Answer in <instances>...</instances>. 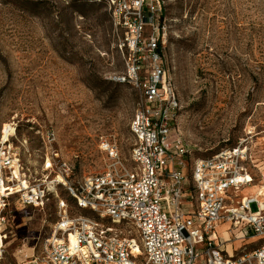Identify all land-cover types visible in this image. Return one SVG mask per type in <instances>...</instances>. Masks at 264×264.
Listing matches in <instances>:
<instances>
[{
	"label": "rangeland",
	"instance_id": "1",
	"mask_svg": "<svg viewBox=\"0 0 264 264\" xmlns=\"http://www.w3.org/2000/svg\"><path fill=\"white\" fill-rule=\"evenodd\" d=\"M163 6L164 64L182 107L175 135L192 160L243 142L251 186H264V0H163ZM123 34L107 0H0V130L17 124L18 139L29 145L22 160L36 181L56 178L54 152L74 167L69 184L103 172V138L129 159L140 97L114 80L124 71ZM56 189L43 209L13 212L1 264L32 256L56 219L59 198H67L64 186ZM262 243L250 237L234 245Z\"/></svg>",
	"mask_w": 264,
	"mask_h": 264
},
{
	"label": "built area",
	"instance_id": "2",
	"mask_svg": "<svg viewBox=\"0 0 264 264\" xmlns=\"http://www.w3.org/2000/svg\"><path fill=\"white\" fill-rule=\"evenodd\" d=\"M117 29L124 71L114 78L139 93L130 123L133 143L125 160L116 142L103 138L105 170L77 184L63 180L74 167L53 153L56 178L36 181L22 160L28 141L17 124L0 130V264L7 252L6 227L16 209H43L57 185L56 219L21 264H264V243L229 254L219 224L241 229L245 240L264 242V202L240 198L250 185L243 142L192 160L174 133L182 110L164 64L160 25L163 0H107ZM157 22L156 33L147 27ZM162 44V45H161ZM54 141L51 139L50 143ZM55 173V172H54ZM256 204L257 211L251 210Z\"/></svg>",
	"mask_w": 264,
	"mask_h": 264
},
{
	"label": "crops",
	"instance_id": "3",
	"mask_svg": "<svg viewBox=\"0 0 264 264\" xmlns=\"http://www.w3.org/2000/svg\"><path fill=\"white\" fill-rule=\"evenodd\" d=\"M252 183L250 184V185H248V186H246V187H244V188H242L241 190H240V192L238 193V195L240 196V198H253L252 196H253V194L252 195H248V194H244V195H241V192L242 191H245L246 189H250L252 186ZM261 202H264V199L263 200H261ZM221 226V230H220V233H219V231H218V229H219V227ZM223 230H227V231H229V237L228 238H224L222 235H221V232L223 231ZM241 229L239 228V229H231V225L230 224H228V223H221V224H219V226L217 227V230H216V233H217V236L219 237V239L221 240V241H223V242H225V249H226V251L229 253V254H233V253H235V252H237V250H239L240 248H238L239 247V245H238V247H236L235 245H234V243H237V242H245V240H242V239H240L241 237H242V232L240 231ZM256 238V237H255ZM233 240L235 241L234 243H232L233 242ZM262 242V241H261ZM246 248H247V246H246Z\"/></svg>",
	"mask_w": 264,
	"mask_h": 264
},
{
	"label": "bare ground",
	"instance_id": "4",
	"mask_svg": "<svg viewBox=\"0 0 264 264\" xmlns=\"http://www.w3.org/2000/svg\"><path fill=\"white\" fill-rule=\"evenodd\" d=\"M250 179H251V182L253 183V179L251 177V175L249 174L248 176ZM61 179V180H60ZM59 182H62L64 181L61 177L58 179ZM250 191L253 193V198H256L257 200L261 201L264 199V186H258V185H253L251 188H250ZM229 224V223H228ZM221 235L224 237V238H228L229 237V231L227 230H223L221 232ZM27 250V249H26ZM27 253L26 254H29V249L26 251Z\"/></svg>",
	"mask_w": 264,
	"mask_h": 264
}]
</instances>
